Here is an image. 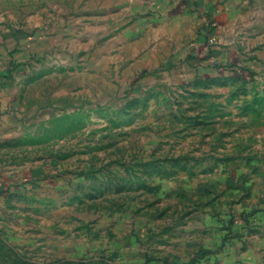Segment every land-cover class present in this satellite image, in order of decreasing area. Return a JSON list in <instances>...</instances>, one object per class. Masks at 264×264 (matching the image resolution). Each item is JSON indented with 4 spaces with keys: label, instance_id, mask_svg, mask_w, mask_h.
<instances>
[{
    "label": "rangeland",
    "instance_id": "1",
    "mask_svg": "<svg viewBox=\"0 0 264 264\" xmlns=\"http://www.w3.org/2000/svg\"><path fill=\"white\" fill-rule=\"evenodd\" d=\"M57 4L74 0H0V36L28 49L24 23ZM96 25L46 56L20 49L0 110V264H264L262 78Z\"/></svg>",
    "mask_w": 264,
    "mask_h": 264
},
{
    "label": "crops",
    "instance_id": "2",
    "mask_svg": "<svg viewBox=\"0 0 264 264\" xmlns=\"http://www.w3.org/2000/svg\"><path fill=\"white\" fill-rule=\"evenodd\" d=\"M85 2V10H79L74 0L70 12L61 4L53 11L50 6L45 7L46 18L24 23L23 29L35 37L28 49H25V37L9 34V29L3 31L0 36V110L8 97L14 95L15 86L9 82L13 79V69L25 60L20 49H24L26 56H46L47 51H61L66 48L68 39L77 40L81 33L94 34L96 24H102L104 29L112 18L117 24L128 25L146 41H158L170 47L184 46L183 49L189 43L188 57L201 59L205 68H235L256 74L262 78L257 83L264 91V0ZM210 38L213 42H209Z\"/></svg>",
    "mask_w": 264,
    "mask_h": 264
},
{
    "label": "built area",
    "instance_id": "3",
    "mask_svg": "<svg viewBox=\"0 0 264 264\" xmlns=\"http://www.w3.org/2000/svg\"><path fill=\"white\" fill-rule=\"evenodd\" d=\"M213 40H214L213 38H210V39H209V42H213Z\"/></svg>",
    "mask_w": 264,
    "mask_h": 264
}]
</instances>
